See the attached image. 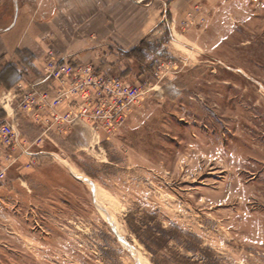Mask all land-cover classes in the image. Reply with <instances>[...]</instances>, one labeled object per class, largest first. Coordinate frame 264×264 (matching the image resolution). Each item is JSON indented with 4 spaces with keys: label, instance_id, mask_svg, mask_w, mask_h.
I'll use <instances>...</instances> for the list:
<instances>
[{
    "label": "rangeland",
    "instance_id": "1",
    "mask_svg": "<svg viewBox=\"0 0 264 264\" xmlns=\"http://www.w3.org/2000/svg\"><path fill=\"white\" fill-rule=\"evenodd\" d=\"M134 1L79 60L143 91L116 137L16 115L0 264H264V0Z\"/></svg>",
    "mask_w": 264,
    "mask_h": 264
},
{
    "label": "built area",
    "instance_id": "2",
    "mask_svg": "<svg viewBox=\"0 0 264 264\" xmlns=\"http://www.w3.org/2000/svg\"><path fill=\"white\" fill-rule=\"evenodd\" d=\"M40 81L21 79L14 88L13 111L0 118V184L16 153L28 147L16 127V115L23 111L43 132L71 130L81 123L94 136L116 137L126 126L129 114L141 102L142 89L120 76L102 70L90 61L59 57L47 52Z\"/></svg>",
    "mask_w": 264,
    "mask_h": 264
},
{
    "label": "crops",
    "instance_id": "3",
    "mask_svg": "<svg viewBox=\"0 0 264 264\" xmlns=\"http://www.w3.org/2000/svg\"><path fill=\"white\" fill-rule=\"evenodd\" d=\"M129 1L139 6L140 2L134 0L124 1L125 6L120 0H12L11 15L0 12V108L5 105L3 109H11L15 85L22 78L29 82L36 79L40 88L45 87L40 73L49 50L77 61L87 56L110 58L104 47L123 36L121 31L113 34V21L122 8L127 11ZM77 24L83 25L85 34L91 31L85 39L70 32L78 29ZM148 24L143 23L141 31L147 32ZM59 45L75 47L66 51L72 55H64ZM83 46L90 47L87 56L82 52ZM85 128L89 130L77 123L72 130Z\"/></svg>",
    "mask_w": 264,
    "mask_h": 264
},
{
    "label": "trees",
    "instance_id": "4",
    "mask_svg": "<svg viewBox=\"0 0 264 264\" xmlns=\"http://www.w3.org/2000/svg\"><path fill=\"white\" fill-rule=\"evenodd\" d=\"M120 76V75H119ZM122 79H124L122 76H120Z\"/></svg>",
    "mask_w": 264,
    "mask_h": 264
}]
</instances>
